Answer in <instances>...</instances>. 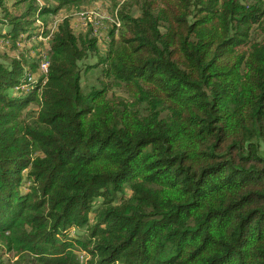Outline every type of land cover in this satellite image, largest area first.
Returning a JSON list of instances; mask_svg holds the SVG:
<instances>
[{
  "label": "trees",
  "instance_id": "trees-1",
  "mask_svg": "<svg viewBox=\"0 0 264 264\" xmlns=\"http://www.w3.org/2000/svg\"><path fill=\"white\" fill-rule=\"evenodd\" d=\"M38 1L14 15L0 0V40L91 2ZM118 16L101 88L82 85L93 27L75 35L67 18L37 82L38 59L0 63L3 247L29 264H264V0H143Z\"/></svg>",
  "mask_w": 264,
  "mask_h": 264
},
{
  "label": "rangeland",
  "instance_id": "rangeland-1",
  "mask_svg": "<svg viewBox=\"0 0 264 264\" xmlns=\"http://www.w3.org/2000/svg\"><path fill=\"white\" fill-rule=\"evenodd\" d=\"M3 5L14 15H20L27 4V0H1ZM143 0H91L90 3H81L76 5H68L60 9L56 14L45 15L37 19L34 23L35 30H30L33 33L30 40L23 41L25 35L19 37L17 40L16 47H11L9 43H5L0 40V63L8 64L11 58H20L23 55L29 63L32 60H37L41 65L40 69L33 73L34 82H37L39 77L43 73H46L45 63H47V39L56 27L64 20L69 19L71 23V29L75 35H84L89 31V27H93L92 35L98 39V53L96 56H90L81 62L82 68L86 65H96L95 68L90 71L87 75L82 78V85L87 89L89 87L101 88L103 84L110 83L107 77L101 75L102 65L99 64L101 56L105 55L108 49L109 38L108 32L111 29L112 23L116 17L119 18L118 14L121 10H128L133 16L137 17L140 14V5ZM40 4L44 1L39 0ZM4 12L0 8V20L3 18ZM118 26V23L116 24ZM21 40V41H20ZM47 69V64H46ZM42 72V74H41ZM36 79V80H35ZM109 97H124L127 95L119 88L108 86ZM36 109L35 104H30L22 114L27 111ZM23 117V116H22ZM21 192L24 193L25 189L22 188ZM125 194L123 198L130 196V190L128 186L124 187ZM101 199H98L94 203V209L99 205ZM93 215V213H91ZM85 235L83 229H74L70 233V237L77 238ZM80 252L79 254H81ZM82 256L83 253L81 254ZM81 256V258H82ZM0 264H29L26 258H21L20 255L14 251H7L0 239ZM81 260V259H80ZM86 257H83L82 262L84 263Z\"/></svg>",
  "mask_w": 264,
  "mask_h": 264
},
{
  "label": "built area",
  "instance_id": "built-area-1",
  "mask_svg": "<svg viewBox=\"0 0 264 264\" xmlns=\"http://www.w3.org/2000/svg\"><path fill=\"white\" fill-rule=\"evenodd\" d=\"M44 70H46V63H45V69Z\"/></svg>",
  "mask_w": 264,
  "mask_h": 264
}]
</instances>
